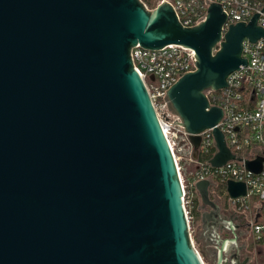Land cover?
<instances>
[{
	"label": "water",
	"instance_id": "water-1",
	"mask_svg": "<svg viewBox=\"0 0 264 264\" xmlns=\"http://www.w3.org/2000/svg\"><path fill=\"white\" fill-rule=\"evenodd\" d=\"M258 18L223 35L221 4L184 27L167 3L150 11L142 0H0V264H204L131 50H194L196 70L168 100L196 156L195 135L223 120L206 94L248 67L244 41L264 39ZM214 136L219 167L235 156L218 128ZM263 161L247 167L258 173ZM210 186L196 184L201 209H211L203 226L222 220ZM227 193L244 197L246 186L229 181Z\"/></svg>",
	"mask_w": 264,
	"mask_h": 264
},
{
	"label": "built area",
	"instance_id": "built-area-1",
	"mask_svg": "<svg viewBox=\"0 0 264 264\" xmlns=\"http://www.w3.org/2000/svg\"><path fill=\"white\" fill-rule=\"evenodd\" d=\"M163 3L173 8L184 27L204 22L209 7L221 4L227 16L223 35L230 24H248L255 15H259L258 26L264 28V0H157L151 8L145 6L152 11ZM242 57L247 59L248 67L228 76L229 87L206 94L210 106L221 108L223 120L214 128L195 135L201 138L195 156L191 135L171 110L168 100L170 88L185 74L196 70L194 50L179 45L158 50L136 45L131 50L133 65L146 86L172 151L182 184L185 210L190 195L198 194L196 184L199 181H210V192L217 186H224L227 191L229 181L244 183V197L232 199L228 195L226 204L219 205L220 200L216 204L220 209L227 207L236 212L253 210L252 233L264 247V161L258 173L247 167L248 161L264 158V39L255 43L244 41ZM215 128L222 132L227 147L235 156L219 167L211 164L218 153ZM187 187H190V193L186 191ZM251 199L257 200L253 206L249 204Z\"/></svg>",
	"mask_w": 264,
	"mask_h": 264
},
{
	"label": "flooded vegetation",
	"instance_id": "flooded-vegetation-1",
	"mask_svg": "<svg viewBox=\"0 0 264 264\" xmlns=\"http://www.w3.org/2000/svg\"><path fill=\"white\" fill-rule=\"evenodd\" d=\"M220 210L222 220L202 225L198 240L203 254H207L212 264H217L222 243L228 241L223 264H264V247L252 233L253 210L236 212L227 207ZM203 211L210 213L211 209L207 207Z\"/></svg>",
	"mask_w": 264,
	"mask_h": 264
},
{
	"label": "rangeland",
	"instance_id": "rangeland-1",
	"mask_svg": "<svg viewBox=\"0 0 264 264\" xmlns=\"http://www.w3.org/2000/svg\"><path fill=\"white\" fill-rule=\"evenodd\" d=\"M156 2H157V0H155L153 4L155 5ZM149 8H151V7L149 6ZM184 185H186V183H184ZM217 191H218L219 195H222L224 203H226L227 199H228L226 187L223 186L222 188H220ZM193 195L194 194L190 195V197L188 198L189 206L187 205L188 202H186V210H187L188 217H189L191 238L194 242V246H195L196 250L200 253V255L202 257L204 264H212L211 261L209 260L208 256H207V254H203V252L200 249V241L198 240V238H199V234H200L201 228H202L201 218H202L203 209L201 210V201H200V209H198L199 215H195V213L193 212V209H194L193 207H195L196 205L195 206L192 205V200H193V198H195V195L194 196ZM199 200H200V197H199ZM256 202H257V200L251 199L249 204H250V206H253Z\"/></svg>",
	"mask_w": 264,
	"mask_h": 264
},
{
	"label": "trees",
	"instance_id": "trees-1",
	"mask_svg": "<svg viewBox=\"0 0 264 264\" xmlns=\"http://www.w3.org/2000/svg\"><path fill=\"white\" fill-rule=\"evenodd\" d=\"M154 1L155 0H142V2L144 3V4H146L148 7L150 6V7H152V6H154ZM223 186H217V187H214L213 188V192H210V197H211V199L215 202V203H217L219 200V205H224V204H226V203H224V200H223V198H222V195H219L218 194V191L217 190H219L220 188H222ZM192 190V189H191ZM186 191H188L189 193H190V187H187L186 188ZM192 205L193 206H195V207H193L194 209H193V212L195 213V215H199V212H198V209H200V200H199V196H198V194H196L195 193V198H193V200H192Z\"/></svg>",
	"mask_w": 264,
	"mask_h": 264
}]
</instances>
